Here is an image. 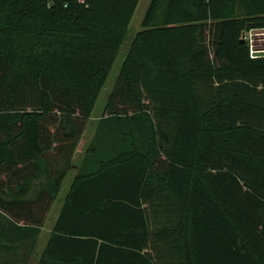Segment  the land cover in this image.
I'll list each match as a JSON object with an SVG mask.
<instances>
[{
    "label": "trees",
    "instance_id": "obj_1",
    "mask_svg": "<svg viewBox=\"0 0 264 264\" xmlns=\"http://www.w3.org/2000/svg\"><path fill=\"white\" fill-rule=\"evenodd\" d=\"M139 1L0 0V227L20 243ZM140 25L38 264H264V54L242 41L264 0H150Z\"/></svg>",
    "mask_w": 264,
    "mask_h": 264
},
{
    "label": "rangeland",
    "instance_id": "obj_2",
    "mask_svg": "<svg viewBox=\"0 0 264 264\" xmlns=\"http://www.w3.org/2000/svg\"><path fill=\"white\" fill-rule=\"evenodd\" d=\"M149 2H150V0H140L137 7H136V10H135L133 18L131 20L129 29L127 31L125 38H124V43L118 51L116 60L112 66V69H111V72L108 76L107 82H106L103 90L101 91V93L99 95V98L95 104V108L93 110L90 122H89L86 130L84 131V133L81 137L79 145L82 144L85 147L88 140L93 135L95 124H96L98 118L101 116V112H102V109L105 105L108 94L110 93V91L112 90V88L114 86V81H115V79H116V77L120 71L122 62H123L124 57L128 51L130 43H131L134 35L138 31L141 30L140 24H141V21L143 19L144 13L146 11V8H147ZM245 39L247 40L249 45L251 43L253 51L258 52L255 55L264 54V28L255 30L254 32H252L251 35H249V36L247 35ZM81 150L76 152V155L73 158V165L77 164V162L80 160L81 154H82L84 148ZM73 176H74V171H69L68 175L65 177L63 184L61 186V190H60L57 198L53 202L50 212L48 213V220L54 219V215H55L57 209L59 208V205H61V203L63 202L64 196L70 187ZM48 220H47V222H48ZM46 238H47V235L43 232L40 239L41 240L43 239V241L45 242Z\"/></svg>",
    "mask_w": 264,
    "mask_h": 264
},
{
    "label": "crops",
    "instance_id": "obj_3",
    "mask_svg": "<svg viewBox=\"0 0 264 264\" xmlns=\"http://www.w3.org/2000/svg\"><path fill=\"white\" fill-rule=\"evenodd\" d=\"M85 147L82 144L79 145L77 152L83 148L85 150ZM84 150H83L81 156L83 155ZM77 164H78V162H77ZM77 164H74V165L72 164V167L68 170L67 175H68L69 171H74V176H75V174L77 173V167H78ZM74 176H73V178H74ZM41 180L43 182L44 178L36 180L32 183L31 191L29 192V195H28L29 198L33 197L35 192L38 190V188L40 186L39 184L42 183V182H40ZM65 196H66V194H65ZM65 196H64V198H65ZM63 202H64V199H63ZM63 202L61 203V205H59V208L57 209V211L54 215V219L48 220V215H47V218H46L44 225L42 227H40V229L38 231L35 230V231H33V233L30 232V234L28 236H26V238L24 239V242H21L22 244L20 243V241H18L20 231H15L12 228L9 229V228L0 227V263H2V264L3 263L4 264L5 263L38 264L42 254L45 250L47 241H48L49 236L51 234V230H52V228L55 224V221L59 215V212L61 210ZM47 220H48V222H47ZM43 232L47 235L45 242L43 241V239L42 240L40 239Z\"/></svg>",
    "mask_w": 264,
    "mask_h": 264
},
{
    "label": "built area",
    "instance_id": "obj_4",
    "mask_svg": "<svg viewBox=\"0 0 264 264\" xmlns=\"http://www.w3.org/2000/svg\"><path fill=\"white\" fill-rule=\"evenodd\" d=\"M262 29H263V28H262ZM256 30H258V29H256ZM254 31H255V30H250V31L244 33V34L242 35V38H243L245 41H247V40L245 39L246 36H247V35H248V36L251 35L252 32H254ZM249 47H250V55H251L252 57L256 56L255 54L258 53V52H257V51H253L252 46H251V43H250Z\"/></svg>",
    "mask_w": 264,
    "mask_h": 264
},
{
    "label": "water",
    "instance_id": "obj_5",
    "mask_svg": "<svg viewBox=\"0 0 264 264\" xmlns=\"http://www.w3.org/2000/svg\"><path fill=\"white\" fill-rule=\"evenodd\" d=\"M242 41H244V39L242 38Z\"/></svg>",
    "mask_w": 264,
    "mask_h": 264
}]
</instances>
